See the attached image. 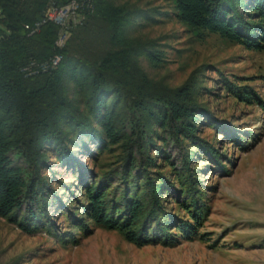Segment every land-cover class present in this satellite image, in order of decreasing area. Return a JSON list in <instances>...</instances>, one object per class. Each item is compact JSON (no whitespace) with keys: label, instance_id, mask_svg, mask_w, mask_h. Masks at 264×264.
Instances as JSON below:
<instances>
[{"label":"trees","instance_id":"16d2710c","mask_svg":"<svg viewBox=\"0 0 264 264\" xmlns=\"http://www.w3.org/2000/svg\"><path fill=\"white\" fill-rule=\"evenodd\" d=\"M91 1L94 12L57 49L58 27L45 24L32 36L24 27L68 0H0V219L62 244L77 240L58 228L59 215L83 236L91 222L137 247L190 240L208 212L192 162L206 157L225 170L198 131L201 123L216 132L224 127L200 98L208 91L205 68L177 88L150 79L141 59L163 63L157 42L129 35L137 19L155 21L150 12ZM168 1L171 16L191 33L264 49V0ZM55 55L56 70L25 77L28 64ZM217 75L223 90L264 115L252 89ZM167 197L188 220L164 208Z\"/></svg>","mask_w":264,"mask_h":264},{"label":"rangeland","instance_id":"374dc122","mask_svg":"<svg viewBox=\"0 0 264 264\" xmlns=\"http://www.w3.org/2000/svg\"><path fill=\"white\" fill-rule=\"evenodd\" d=\"M115 3L150 12L155 20L137 19L129 28L132 37L156 41L162 54L163 63L158 66L141 59L150 79L177 88L193 71L205 68L203 84L213 95L204 92L200 98L224 127L216 132L201 123L198 131L213 144L225 167L220 170L201 156L192 162L204 191L207 215L190 240L179 237L171 245L141 247L127 242L119 231L91 222V232L83 236L60 215L58 228L70 231L75 244H62L44 231L27 234L0 219V264H264V115L255 104L240 102L223 90L217 75L252 89L264 101V49L248 51L218 35L191 33L171 16L168 0ZM234 135L240 138L241 147L229 142ZM62 178L72 180L67 171ZM163 204L188 220L168 197Z\"/></svg>","mask_w":264,"mask_h":264},{"label":"built area","instance_id":"2783aa9c","mask_svg":"<svg viewBox=\"0 0 264 264\" xmlns=\"http://www.w3.org/2000/svg\"><path fill=\"white\" fill-rule=\"evenodd\" d=\"M94 12V5L91 0H68L64 6L50 4L42 19L33 24L27 25L24 29L32 36L38 33L39 29L45 24H53L59 28V35L55 42L57 49H62L66 40L67 32L83 24L87 16ZM61 62V56L55 55L48 62L42 64L30 63L22 72L25 77H32L38 74H46L57 69Z\"/></svg>","mask_w":264,"mask_h":264}]
</instances>
